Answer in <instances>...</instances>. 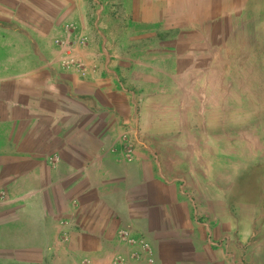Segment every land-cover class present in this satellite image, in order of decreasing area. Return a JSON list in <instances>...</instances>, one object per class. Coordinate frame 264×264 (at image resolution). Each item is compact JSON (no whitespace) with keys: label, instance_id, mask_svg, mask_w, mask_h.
Returning a JSON list of instances; mask_svg holds the SVG:
<instances>
[{"label":"crops","instance_id":"1","mask_svg":"<svg viewBox=\"0 0 264 264\" xmlns=\"http://www.w3.org/2000/svg\"><path fill=\"white\" fill-rule=\"evenodd\" d=\"M243 1L0 0V264H264V158L186 166L166 104Z\"/></svg>","mask_w":264,"mask_h":264},{"label":"rangeland","instance_id":"2","mask_svg":"<svg viewBox=\"0 0 264 264\" xmlns=\"http://www.w3.org/2000/svg\"><path fill=\"white\" fill-rule=\"evenodd\" d=\"M243 2L242 11L218 15L208 33L203 29L185 42L189 63L174 82L181 93L166 104L178 116L168 126L178 129L174 143L188 157L186 166L223 168V159L232 157L248 171L264 158V0ZM174 104L184 108L176 114ZM195 154L201 158L189 160Z\"/></svg>","mask_w":264,"mask_h":264},{"label":"built area","instance_id":"3","mask_svg":"<svg viewBox=\"0 0 264 264\" xmlns=\"http://www.w3.org/2000/svg\"><path fill=\"white\" fill-rule=\"evenodd\" d=\"M124 149H125V153L127 157L132 156V152H133V145L130 142H127L124 145ZM124 236L127 238L128 234L125 233ZM128 242L129 243H138L141 248L144 250L145 254H146V260H147V264H158L157 259L155 257L154 251L153 249L150 247V245L144 241V240H134L132 238H128Z\"/></svg>","mask_w":264,"mask_h":264}]
</instances>
